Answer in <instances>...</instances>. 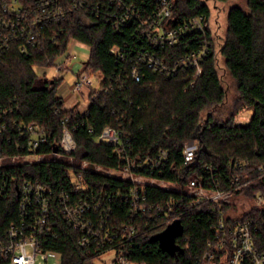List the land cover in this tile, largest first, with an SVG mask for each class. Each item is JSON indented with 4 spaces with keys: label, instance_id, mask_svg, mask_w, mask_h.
Masks as SVG:
<instances>
[{
    "label": "trees",
    "instance_id": "1",
    "mask_svg": "<svg viewBox=\"0 0 264 264\" xmlns=\"http://www.w3.org/2000/svg\"><path fill=\"white\" fill-rule=\"evenodd\" d=\"M133 1L139 5L144 1L149 8L154 4V0ZM173 10L178 21L197 14H204L206 18V33L193 30L176 45L156 50L172 63L175 57L201 48L207 37L212 46L203 60V72L193 86L182 74L160 73L146 64L140 66L141 79L134 80L130 73L138 54L152 47L137 32L136 23H125L117 32L104 14L96 16L92 10L88 16L79 11L72 13L63 24V32L54 37L49 32L40 47H31L28 52L13 47L0 60V104L13 107L19 120L37 121L51 131L50 142L37 153L64 152L57 142L65 116L78 125L74 131L78 147L69 153L72 161L54 157L7 166L23 177L42 181L56 192L51 221L58 236L46 246L61 255L63 264H95L91 251L78 245L79 232L69 225L60 209L59 190L63 187L73 193V174L96 194L105 190L112 195L111 200L101 195V202L103 207L113 206L111 222L114 225L132 219L127 197L133 183L115 173L123 169L122 155L114 146L94 141L106 124L125 129L130 138L128 153L145 155L168 150V160L160 167L162 170H151L154 176L167 180L178 179L185 167L184 146L196 138L201 142L202 151L195 169L204 163H213L225 170L231 158H249L252 164L264 161V0H248L246 8L231 6L228 34L218 46L210 27L211 9L204 0H175ZM71 38L91 47L85 70H98L105 77L104 86L113 84L109 91L103 90L93 98L87 111L79 117L74 108H64L66 99L59 93L57 79L52 82L36 71V66L53 64L67 50ZM114 45L122 47L125 59L110 52ZM220 67H225L235 83L237 94L233 102L229 101L230 84L225 82ZM244 109L252 110L250 122L245 126L234 125V116ZM90 128L94 131L90 132ZM172 162L175 168L171 167ZM146 189L150 203L166 204L175 197L189 208L181 216L184 232L177 238L181 249L174 254L163 252L158 241L152 238L168 223L162 217L156 221L140 214L138 222L149 232L136 238L128 251L131 259L138 264H223L218 256L212 260L203 257L214 232V219L208 211L190 205L189 197L182 191L158 184H147ZM256 189H264V178L242 191L250 194ZM18 200L15 195L0 197V234L17 218ZM255 237L259 246L264 247L263 225Z\"/></svg>",
    "mask_w": 264,
    "mask_h": 264
},
{
    "label": "built area",
    "instance_id": "2",
    "mask_svg": "<svg viewBox=\"0 0 264 264\" xmlns=\"http://www.w3.org/2000/svg\"><path fill=\"white\" fill-rule=\"evenodd\" d=\"M174 2L154 0L149 8L146 2L139 5L133 0H0V60L13 47L20 52L40 47L49 32L52 37L63 32V24L72 13L79 11L88 16L89 10H92L96 16L104 14L117 32L125 23H136L137 32L149 42L152 49L142 50L131 68L130 75L134 80L141 79L140 66L146 64L160 73L182 74L193 86L203 72V60L212 46L207 37L201 48L175 57L172 63L156 52L157 49L176 45L193 30L207 32L204 14L176 20ZM79 43L86 44L71 38L67 50L57 57L63 59L54 60L53 64L59 72L70 68L68 62L75 57L74 47ZM110 52L122 60L126 57L118 45H114ZM85 62L76 72L72 90L83 93L90 105L93 98L103 90L109 91L113 84L104 86V75L98 70L86 71ZM94 77L99 80L98 88L93 87ZM88 107L83 109L69 106L68 102L64 104L65 109L74 108L77 117L84 114ZM250 120L251 116L241 111L234 116L233 124L245 126ZM77 126V123H71L69 116L62 119V134L57 144L65 153H71L78 147L74 134ZM50 136L51 131L37 121L19 120L13 107L0 104V197L15 195L19 199L17 218L0 234V264H49L50 255L58 253L46 246L58 236L51 221L56 192L38 179L23 177L17 170L7 168L10 163L22 162L16 157L36 154L40 147L50 142ZM94 141L112 145L121 153L124 161L122 171L133 185L127 197L132 219L118 226L111 222L113 206H102L101 195L106 199L112 198L107 191L96 194L74 174L73 193L63 187L59 190L61 212L69 225L79 232L78 245L89 249L93 259H102L105 264H138L130 258L128 251L137 237L146 236L149 232L138 222V215L156 221L162 217L167 226L175 219H181L189 208L175 197L166 204L148 201L146 185L158 184L182 191L189 197L190 205L201 206L213 216V238L208 243L209 249L205 251L204 258L212 260L218 256L228 264H264V247L259 246L255 237L258 228L264 226V189L253 190L250 194L242 191L264 178V161L252 164L249 158H231L225 170L213 163H204L201 168L195 169L202 151L201 142L196 138L184 146L185 167L178 179L167 180L154 176L151 170L164 165L168 160V150L160 149L155 154L145 155L141 152L128 153V133L124 128L111 124H106ZM171 167L175 168V162L171 163Z\"/></svg>",
    "mask_w": 264,
    "mask_h": 264
},
{
    "label": "rangeland",
    "instance_id": "3",
    "mask_svg": "<svg viewBox=\"0 0 264 264\" xmlns=\"http://www.w3.org/2000/svg\"><path fill=\"white\" fill-rule=\"evenodd\" d=\"M211 9V15H210V27L212 29L214 40L216 43V46H218L221 41L224 40V37L227 36V23H228V12L231 6L233 5H241L243 7H247L248 0H204ZM71 46V44H69ZM73 53L75 54V57L72 58L71 62H68L70 68L65 69L63 71H58L56 69L55 64H51L49 66H36V71L39 75L44 76L45 78L49 80L57 79V86L59 93L66 99V102H69L72 98H75L73 100L74 106L86 109L89 106V101L86 99L83 93L81 92H74L72 90V86L75 82V79L77 77L76 72L82 67V63L86 61L89 58V55L91 53L90 46L88 44H76L74 47ZM62 58H58L56 61L62 60ZM221 64L223 65L224 60L223 58L220 59ZM220 72L223 75V78L226 83L230 84L229 86V101L233 102L236 98V91L234 88V81L231 77V74L225 69V67H220ZM94 83L93 87L98 88L99 87V80L98 78L94 77ZM243 112L246 115L251 116L252 110L251 109H244ZM60 158L65 161H72L73 157L69 153L64 152H50V153H36L30 156L21 155L19 157H16V160L18 161H25V160H39V159H47V158ZM85 164V163H84ZM116 174L122 175L124 177L127 176V174L124 171L116 172ZM174 187V185H172ZM108 256V254H107ZM109 256H113L112 254H109ZM93 261L98 264H105V262L100 260ZM56 262L57 264H63L62 257L60 254L55 253L50 255L49 264H54ZM223 264H228L226 260L222 261ZM202 264H208L207 262H204Z\"/></svg>",
    "mask_w": 264,
    "mask_h": 264
},
{
    "label": "water",
    "instance_id": "4",
    "mask_svg": "<svg viewBox=\"0 0 264 264\" xmlns=\"http://www.w3.org/2000/svg\"><path fill=\"white\" fill-rule=\"evenodd\" d=\"M53 81L54 80H52V82ZM183 232V222L181 219L177 218L172 223H170L164 230L155 234L152 240L158 241L160 247L164 252L174 254L181 249L177 243V238L181 236Z\"/></svg>",
    "mask_w": 264,
    "mask_h": 264
},
{
    "label": "crops",
    "instance_id": "5",
    "mask_svg": "<svg viewBox=\"0 0 264 264\" xmlns=\"http://www.w3.org/2000/svg\"><path fill=\"white\" fill-rule=\"evenodd\" d=\"M73 100H75V98H72V102H71V100L68 102L69 106H70V105H71V106L74 105Z\"/></svg>",
    "mask_w": 264,
    "mask_h": 264
}]
</instances>
